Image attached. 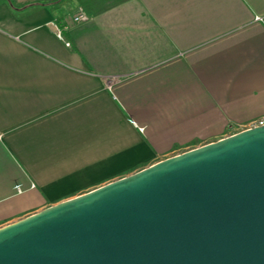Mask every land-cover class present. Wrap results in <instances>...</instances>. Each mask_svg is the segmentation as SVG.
I'll use <instances>...</instances> for the list:
<instances>
[{
	"label": "crops",
	"instance_id": "crops-1",
	"mask_svg": "<svg viewBox=\"0 0 264 264\" xmlns=\"http://www.w3.org/2000/svg\"><path fill=\"white\" fill-rule=\"evenodd\" d=\"M58 1L0 0V225L264 116V0Z\"/></svg>",
	"mask_w": 264,
	"mask_h": 264
},
{
	"label": "water",
	"instance_id": "water-1",
	"mask_svg": "<svg viewBox=\"0 0 264 264\" xmlns=\"http://www.w3.org/2000/svg\"><path fill=\"white\" fill-rule=\"evenodd\" d=\"M0 264H264V122L0 225Z\"/></svg>",
	"mask_w": 264,
	"mask_h": 264
},
{
	"label": "built area",
	"instance_id": "built-area-1",
	"mask_svg": "<svg viewBox=\"0 0 264 264\" xmlns=\"http://www.w3.org/2000/svg\"><path fill=\"white\" fill-rule=\"evenodd\" d=\"M88 17L87 13L85 12L84 9H82V7L78 6L76 8V11L75 13L72 15V21L73 22H78V21H82V20H85L86 18ZM54 27V30L56 32V34L61 37V29L57 26H53ZM66 26H63V28H65ZM108 87L110 86L109 84L107 85ZM264 122V116L260 117L259 119H257L253 124H260V123H263ZM252 124V125H253ZM16 189L18 191H20V188L17 186Z\"/></svg>",
	"mask_w": 264,
	"mask_h": 264
},
{
	"label": "rangeland",
	"instance_id": "rangeland-1",
	"mask_svg": "<svg viewBox=\"0 0 264 264\" xmlns=\"http://www.w3.org/2000/svg\"><path fill=\"white\" fill-rule=\"evenodd\" d=\"M57 4H58L59 6H63V7H64V5L67 4V0H59V1L57 2ZM106 180L109 181V180H112V179H106Z\"/></svg>",
	"mask_w": 264,
	"mask_h": 264
}]
</instances>
